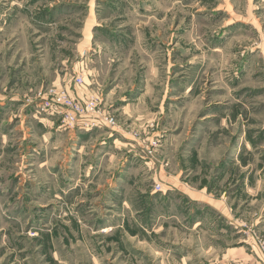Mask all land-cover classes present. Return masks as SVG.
Segmentation results:
<instances>
[{
  "label": "rangeland",
  "instance_id": "obj_1",
  "mask_svg": "<svg viewBox=\"0 0 264 264\" xmlns=\"http://www.w3.org/2000/svg\"><path fill=\"white\" fill-rule=\"evenodd\" d=\"M263 246L264 0H0V264Z\"/></svg>",
  "mask_w": 264,
  "mask_h": 264
},
{
  "label": "built area",
  "instance_id": "obj_2",
  "mask_svg": "<svg viewBox=\"0 0 264 264\" xmlns=\"http://www.w3.org/2000/svg\"><path fill=\"white\" fill-rule=\"evenodd\" d=\"M82 81L81 77H77V82L81 83ZM59 101L60 103L57 102L56 105L55 100L53 102L47 101L42 109L51 111L52 114L58 113L62 116L63 123L70 127L81 124L87 125V114H92L96 111V104L93 100L86 102L85 106L66 97L59 99ZM262 248L264 254V246Z\"/></svg>",
  "mask_w": 264,
  "mask_h": 264
},
{
  "label": "crops",
  "instance_id": "obj_3",
  "mask_svg": "<svg viewBox=\"0 0 264 264\" xmlns=\"http://www.w3.org/2000/svg\"><path fill=\"white\" fill-rule=\"evenodd\" d=\"M198 225H199V221L197 220L196 224H195V227H198Z\"/></svg>",
  "mask_w": 264,
  "mask_h": 264
}]
</instances>
